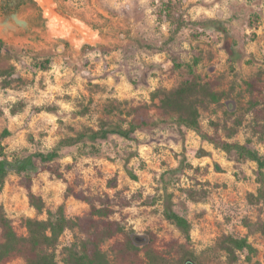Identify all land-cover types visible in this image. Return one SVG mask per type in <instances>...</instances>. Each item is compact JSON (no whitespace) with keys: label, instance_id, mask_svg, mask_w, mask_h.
Instances as JSON below:
<instances>
[{"label":"rangeland","instance_id":"374dc122","mask_svg":"<svg viewBox=\"0 0 264 264\" xmlns=\"http://www.w3.org/2000/svg\"><path fill=\"white\" fill-rule=\"evenodd\" d=\"M54 1L96 32L93 43L79 42L75 31L62 35L50 28L33 0H0V131H10L3 140L6 156L21 159L57 147L59 156L50 164L63 173L58 178L43 170L36 157V171L9 173L0 204L16 232L25 233L23 218L47 216L29 205V183L46 209L54 212L63 203L68 217L87 213L86 202L65 196L70 186L108 196L111 219L132 229V239L145 237L141 243L133 239L139 246L152 243L163 254L190 252L197 257H185L184 264H227L216 247L219 237L247 236L256 252L249 262L247 251H241L234 264H264V236L248 233L243 224L244 219L264 221V196L255 203L247 200V193L256 195L259 186L253 161H239L234 152L169 123L137 130L133 139L111 134L93 144L57 146L84 127L96 129L102 119H126L123 109L128 105L149 103L155 88H171L189 78L185 65L173 66L175 59L191 64L198 58L194 72L225 93L201 111L202 128L213 135L211 122L226 120L230 126L240 117L234 136L226 138L220 129L218 137L250 140L264 156V75H255L264 71V0ZM166 2L172 6V20L159 18ZM178 17L187 23L175 30ZM4 79L10 81L8 87L2 86ZM251 80L255 88L249 89L246 81ZM251 100L259 101L254 109ZM115 101L127 104L119 106L121 113H107V105ZM149 113L158 116L154 106ZM165 210L187 218L189 241L164 217ZM78 235L63 233L56 249L58 264H63L61 247ZM6 264L24 260L15 257Z\"/></svg>","mask_w":264,"mask_h":264},{"label":"trees","instance_id":"16d2710c","mask_svg":"<svg viewBox=\"0 0 264 264\" xmlns=\"http://www.w3.org/2000/svg\"><path fill=\"white\" fill-rule=\"evenodd\" d=\"M172 6L170 2L163 4L159 11V18L172 20ZM175 30L184 26L187 21L178 17L175 21ZM213 27L217 26L215 20H210ZM0 45L2 41L0 40ZM45 62H48L47 60ZM199 59L194 58L191 64H182L175 59L173 66L188 68L189 78L184 79L171 88L157 87L150 93L151 102L128 105L123 109L126 119H102L96 129L84 127L76 131L74 135L62 138L57 146H72L78 143L93 144L97 140H105L111 134H116L125 139H133L137 130L150 129L159 125L169 123L178 127H186L193 130L202 140H206L215 147L226 153L234 152L237 160H250L256 164V180L259 184L257 194L247 193L250 203L258 202L264 196V156L258 150L249 145L250 140L245 143L229 142L218 137V131H224L226 138H231L237 132L242 119H232V125L224 120L222 123L211 122L214 134L205 131L200 124L201 111L207 110L211 104L218 103L225 93L216 90L215 84L209 80H203L194 72V67ZM41 67H45L44 63ZM264 71H258L255 75L260 78ZM254 80L246 81L249 89L255 88ZM10 81L2 80V86L8 87ZM227 94V93H226ZM157 103H153L154 101ZM125 101L109 103L107 113H114L119 106L126 105ZM152 104V105H151ZM259 101H250V108L254 109ZM151 106L157 110V118L149 113ZM52 110V109H49ZM17 110L11 108V112ZM119 114V113H117ZM10 135L8 128L0 131V190L6 177L10 172L24 174L36 171L33 158L42 162V169L63 178V173L52 165L58 155V148L47 152H36L21 159L9 160L6 156L3 140ZM52 163V164H50ZM182 166V163H181ZM28 203L37 213L46 212L44 219L26 217L21 223L25 229L24 234H18L7 217L3 206L0 204V264H6L15 257H21L24 264H58L56 249L60 238L66 230L79 233L76 240L61 247V262L63 264H184L185 257L196 260V256L190 252H184L179 257L163 254L156 250L152 243L139 246L132 239L133 230L126 228L120 220L111 219L114 212L110 206L112 200L108 196L89 195L74 191L70 186L65 190V196H73L89 205V210L83 215L68 217L64 213V204L61 203L53 212L46 209L43 198L36 194L30 186L26 187ZM164 217L173 223L181 232L186 241L190 239V222L186 217L172 210H165ZM248 233L259 232L264 236V221L257 218L255 221L243 220ZM111 241L108 249L104 245ZM180 247V246H179ZM218 250L222 251L227 264H234L241 251H247L248 261L250 254L256 252L248 241L247 236L238 237L231 234H222L216 244ZM197 264H203L197 262ZM250 264V263H248ZM252 264H260L255 261Z\"/></svg>","mask_w":264,"mask_h":264},{"label":"water","instance_id":"95a60500","mask_svg":"<svg viewBox=\"0 0 264 264\" xmlns=\"http://www.w3.org/2000/svg\"><path fill=\"white\" fill-rule=\"evenodd\" d=\"M42 11V16L46 18L47 24L57 33L69 35L71 31L79 36V42L93 43L96 32L81 22L78 18L64 11L54 0H33ZM219 170V166L215 165ZM134 241L141 243L145 241V237L134 236ZM186 264H191L189 261Z\"/></svg>","mask_w":264,"mask_h":264},{"label":"flooded vegetation","instance_id":"af4514ba","mask_svg":"<svg viewBox=\"0 0 264 264\" xmlns=\"http://www.w3.org/2000/svg\"><path fill=\"white\" fill-rule=\"evenodd\" d=\"M8 3V2H7ZM4 8H6V7H4Z\"/></svg>","mask_w":264,"mask_h":264}]
</instances>
